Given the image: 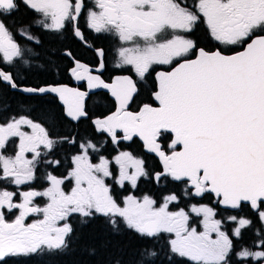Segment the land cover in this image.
I'll return each mask as SVG.
<instances>
[{"label":"snow or ice","instance_id":"6c2138e0","mask_svg":"<svg viewBox=\"0 0 264 264\" xmlns=\"http://www.w3.org/2000/svg\"><path fill=\"white\" fill-rule=\"evenodd\" d=\"M21 7L33 14L27 25L13 19ZM85 8V0H0V89L62 106L0 118V264L62 254L76 234L72 218L80 228L103 218L113 236L142 242L130 260L118 248L105 264H264V0H95L87 27L118 38L115 68L134 76L106 79L98 48L94 68L62 53L78 86H22L14 69L32 49L17 35L39 45L33 25L57 40L71 27L84 40ZM201 25L213 47L195 35ZM93 96L104 109L95 116ZM84 123L91 132L80 131ZM136 140L143 154L122 150ZM144 182L155 193L134 195ZM253 229L259 250L242 246Z\"/></svg>","mask_w":264,"mask_h":264},{"label":"flooded vegetation","instance_id":"af4514ba","mask_svg":"<svg viewBox=\"0 0 264 264\" xmlns=\"http://www.w3.org/2000/svg\"><path fill=\"white\" fill-rule=\"evenodd\" d=\"M85 5L86 8L82 11V14L77 22L79 29L84 35V40H80L79 38L75 37L71 27L66 30L64 36L61 39L57 40L52 34L44 30H37L36 26L33 25L30 31L34 37L42 41V43L39 45L35 44L34 42L28 43L25 39L17 35L16 38L21 43L22 47H25L26 49H32V53L26 52L24 58L18 63L16 69H14V75L18 74L21 77L20 83L22 86H42L43 84L50 83L53 80L67 83L70 86H78L76 81L72 80L70 75L64 71V69L72 65L73 61L62 53L70 51L81 63H85L94 68L98 60V57L96 56V49L98 48H103L105 50V58L108 69L104 74L106 79H110L115 75L121 74H131L134 76V73H129L124 69L115 68L116 50L119 47L120 42L118 38L108 33L97 34L87 27L86 17L88 10L97 9L95 8V0H85ZM32 18L33 14L23 7H21L20 11L13 17V19L18 24L23 22L25 25H27L32 20ZM16 31L19 32L20 29H17ZM195 35L200 39L203 45L208 47L214 46L215 42H210L205 38L206 34L203 29V25H201L200 29L197 30ZM54 43H56V45ZM237 50L241 49L237 48ZM228 54L233 53L229 52ZM24 61H27V63ZM53 64L58 66V70L53 69ZM82 90H86V87L82 88ZM43 99L50 100L53 104V107L57 109V111L62 108L59 100L51 95L46 97H30L23 92L9 90L7 88L0 89V114H2L0 118L8 117L10 115L28 114L32 108L41 107V105L27 109L25 105L27 101H43ZM141 99H147V94H145V96H143ZM99 100V96H93L87 102L90 112L93 116L100 114L101 111H104L102 106L97 105ZM91 130L90 124H81V132H91ZM64 131V126H61L60 134H64ZM12 147H14V145ZM107 147L109 148V151H111V147ZM122 150H130L134 154H143L142 143L139 140H136L135 143L130 145L126 144L122 146ZM9 154H11V152ZM112 154L114 155L115 153L113 152ZM147 162L148 164L158 167V161H156L154 157L150 158ZM40 185L46 187L47 181L41 180ZM7 187L9 190H13L14 188V186L11 185H8ZM43 187H40L38 190H43ZM23 189L27 190V186H23ZM155 191V188L151 184L144 182L140 185L139 190L133 192V194L143 195L145 192L154 194ZM198 200L202 203L214 206V201L211 198H192L191 203H196ZM38 202L41 206L46 203L43 198H40ZM180 206L185 207V210H187L188 206L190 205L188 201H183ZM173 210L175 209L173 208ZM248 215L251 216L252 214L249 212ZM8 218L12 219L14 217L9 214ZM217 218L221 217L218 216ZM34 219H38V217H30L26 223H30ZM196 226L198 228L200 227L199 220L197 221Z\"/></svg>","mask_w":264,"mask_h":264},{"label":"trees","instance_id":"16d2710c","mask_svg":"<svg viewBox=\"0 0 264 264\" xmlns=\"http://www.w3.org/2000/svg\"><path fill=\"white\" fill-rule=\"evenodd\" d=\"M25 105L27 109L38 105L43 108H54L50 100L44 99L43 101L28 100ZM71 222L76 228V234L70 239L69 248L65 252L59 255H49L45 252L12 257L9 258V264H105L109 254L116 252L118 248L124 250V259L130 260L133 250L142 243L131 235L113 236L103 218H98L83 228L79 227L78 218H72ZM259 227L257 222L256 228ZM255 231L256 229H253L251 232L252 236ZM252 236L246 233L243 247L250 245ZM104 241H111L107 248L100 247ZM93 245L97 247L98 252L95 256H90L85 249Z\"/></svg>","mask_w":264,"mask_h":264},{"label":"rangeland","instance_id":"374dc122","mask_svg":"<svg viewBox=\"0 0 264 264\" xmlns=\"http://www.w3.org/2000/svg\"><path fill=\"white\" fill-rule=\"evenodd\" d=\"M196 220L198 221L199 218H196ZM255 233V232H254ZM253 233V236H252V233L251 232H248V234H250L253 238V240L250 241V245L249 246H246V247H251L253 248V250H259L258 248L255 247V245L253 244V241L256 239L255 235Z\"/></svg>","mask_w":264,"mask_h":264}]
</instances>
